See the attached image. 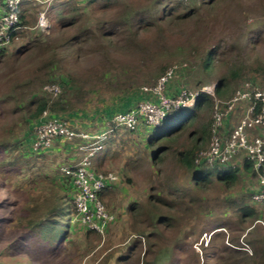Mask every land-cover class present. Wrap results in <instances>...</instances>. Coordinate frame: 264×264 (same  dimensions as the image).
<instances>
[{
    "label": "rangeland",
    "instance_id": "1",
    "mask_svg": "<svg viewBox=\"0 0 264 264\" xmlns=\"http://www.w3.org/2000/svg\"><path fill=\"white\" fill-rule=\"evenodd\" d=\"M47 1L24 7L28 24L0 54V264H264V205L251 202L256 175L242 171L229 188L214 175L201 189L176 161V151L191 144L187 134L158 145L168 149L153 162L158 146H147L153 128L107 126L109 116L137 106L142 89L167 68L174 70L169 94L210 91L219 78L227 80L224 97H211L196 128L212 120L213 98L226 102L246 84L264 88V0ZM47 85L58 95L47 94ZM44 96L63 99L67 111L58 116L96 136L91 142L102 148L91 159L93 171L116 176L100 198L113 215L106 230L86 233L69 215L54 246L34 236L27 220L43 214L50 196L69 192L62 168L76 165L86 150L56 140L29 156L36 127L29 102ZM244 110L239 104L225 118L222 136ZM242 163L232 160L241 169ZM33 202L43 205L28 216ZM244 204H253L257 216L242 222Z\"/></svg>",
    "mask_w": 264,
    "mask_h": 264
},
{
    "label": "built area",
    "instance_id": "2",
    "mask_svg": "<svg viewBox=\"0 0 264 264\" xmlns=\"http://www.w3.org/2000/svg\"><path fill=\"white\" fill-rule=\"evenodd\" d=\"M178 1L183 4L187 2V0ZM21 2L22 0H5L4 2L6 8L0 14V52L8 46L14 33L20 29L18 11ZM40 23L45 24L43 14L40 16ZM173 71V68H167L152 88L142 89L148 94L147 99L125 112L111 116L107 126L125 130H134L141 125L158 127L171 114L181 109H193L199 93L204 92L214 97L215 85L210 88V91L191 92L182 89L169 94L168 84ZM43 90L53 97L59 93L55 85H47ZM153 96L155 100L150 99ZM239 104L245 107L242 117L228 135L222 136L220 132L225 118ZM263 128L264 88L246 84L226 102L213 98L211 139L207 150L199 153L197 159L199 162L203 161L208 168L214 165H233L232 160L237 157L248 159L258 181V188L251 195L252 202L256 204H264V136L253 135L252 132ZM56 138L78 142L79 148L86 150L74 167H64L62 171L63 175L72 179L76 188L74 204L81 215V222L92 230L103 232L106 225L112 222L113 216L105 210L99 194L116 181V176L112 173H96L90 167L92 157L102 148L101 144L91 142L96 139V136L71 129L67 121L44 115L42 122L34 129L33 149L49 148Z\"/></svg>",
    "mask_w": 264,
    "mask_h": 264
},
{
    "label": "trees",
    "instance_id": "3",
    "mask_svg": "<svg viewBox=\"0 0 264 264\" xmlns=\"http://www.w3.org/2000/svg\"><path fill=\"white\" fill-rule=\"evenodd\" d=\"M91 1H95V0H91ZM0 6L2 7V11L5 10L6 6L3 2H1ZM18 13H19V26H20L19 30H21L28 24V22L26 21L23 10L19 8ZM19 30L14 33L13 38L17 36ZM3 50L0 52V54H2ZM210 58H211V53L207 52L206 57L202 64V68L205 72H208L210 69ZM226 85H227V80L224 77L218 79L217 85L214 90V95L217 98L224 97L223 88H225ZM142 94L144 97L141 100L148 98V94L144 93L143 91ZM211 102H212L211 97L206 93L201 92L197 96L193 109L191 110L181 109L168 116L161 123L160 126L146 127V128H153L154 130V133L148 139L147 146L152 148L153 146H158L160 144H163L164 142H169V143L176 142L183 135L187 134V140H190L191 144L186 148L178 149L176 151V161L178 166L180 168L191 171L190 172L192 176L191 181H193L194 184L200 187L201 189L204 186H207L211 183L210 179L214 175L216 176L215 179L218 183L229 188L236 184L239 176L241 175V171H245L253 175H255V173L253 171L251 162L246 158H243L242 169H240L239 165H225V166L214 165L208 168L204 165L203 161L201 162L197 161L199 153L205 152L208 148L205 145L207 143L208 138H209L208 142H210L211 139L212 120L203 119V121H201L199 128L195 127V122L198 119L199 112H202L203 110H209L211 108ZM29 104L33 108L29 112L28 118L29 121L35 122L36 126L42 122L44 115L49 118H59L64 120L62 117L58 116V114L62 115L63 113H65V111H67V109L64 108V102L63 99L61 98L55 100L44 96L41 98H35L34 100H32V102H29ZM111 116L108 117V120L110 119ZM173 118L176 119L177 124L175 126H170L172 132L170 133L168 140L167 139L165 140V133H166L165 129L167 128V126H169V123ZM68 124L71 128L70 123ZM56 140L63 141L62 138H56L53 140L52 144ZM30 141H32L31 142L32 145L34 141V135H32ZM48 149L49 148H45L43 150H34L32 145L31 152H29L28 154H30L29 156L31 157L33 155H39L41 153H44ZM167 149H168L167 147L158 146L151 155V161L156 162L159 159L160 160L163 159ZM72 166L74 167L75 164L68 165L66 167L72 168ZM91 169L93 170V168ZM61 180L63 183L69 186V192L65 193L64 195L53 194L52 196H50L52 202L51 205L47 207L48 209L46 208L43 214L39 216L36 221L32 220L33 218H30L31 220L28 219L26 224L27 228L30 231H32L33 235L39 238L42 242H45L48 246H54L63 239V236L66 234L67 231L66 219L69 217V215H71L70 217L72 220L75 219L76 225L78 226L81 225L82 228H84L82 230H85L86 233H91V232L97 234L102 233L96 230H92L87 225L81 223V215L78 213L77 208L74 204V196L77 191L75 186L73 185L72 179L69 176L67 177L65 175H62ZM222 180L223 182H220ZM107 190L108 188H105L102 192ZM101 193L99 194V198L101 196ZM100 200L106 210L105 205L108 206V204L104 205L102 199ZM44 202H46V199ZM252 203L254 205H259L254 202ZM253 204L250 205L244 204L239 208V212H240L239 217L242 220V222L245 219L248 218L253 219L255 216H257ZM42 205H43L42 203L38 204V202H33L31 208L28 209V216H31L35 212L40 211ZM133 208L131 209L133 210L132 212H134V210L136 209ZM107 213L110 214L108 211ZM154 218L161 220V218L157 214L154 215ZM111 223L112 222H110L109 224ZM109 224L106 225V228L108 227ZM106 228L104 229V231L106 230Z\"/></svg>",
    "mask_w": 264,
    "mask_h": 264
},
{
    "label": "crops",
    "instance_id": "4",
    "mask_svg": "<svg viewBox=\"0 0 264 264\" xmlns=\"http://www.w3.org/2000/svg\"><path fill=\"white\" fill-rule=\"evenodd\" d=\"M42 1H44L45 3H48L47 0H22V2L20 4V9L23 10V12H25V9H24L25 6H27V5L31 6V5H33L34 2L35 3L36 2L41 3ZM1 2H2V0H1ZM1 2H0V4H1ZM0 13H2V7L1 6H0ZM176 124H177V121H176L175 118H173L172 121H170V123H169V125H171V126H175ZM259 133H261L260 135H263L264 136V128L258 130V133H256V134H259ZM241 174H242V171H241ZM106 192L107 191L102 192L100 198L103 197ZM262 214H264V213L262 212Z\"/></svg>",
    "mask_w": 264,
    "mask_h": 264
}]
</instances>
